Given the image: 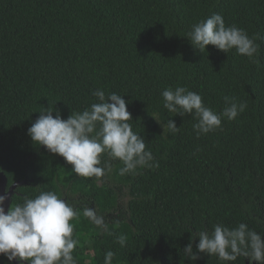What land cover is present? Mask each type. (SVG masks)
Listing matches in <instances>:
<instances>
[{"label":"trees","instance_id":"trees-1","mask_svg":"<svg viewBox=\"0 0 264 264\" xmlns=\"http://www.w3.org/2000/svg\"><path fill=\"white\" fill-rule=\"evenodd\" d=\"M214 13L255 39L252 58L193 46L192 25ZM177 86L201 94L216 112L226 96L247 109L197 137L194 115L163 106L162 91ZM97 89L124 95L129 123L158 168L122 176V162L105 153L101 162L111 171L81 177L32 141L28 129L40 111L51 106L67 119L96 103ZM170 119L175 134L164 133ZM0 171L8 186L27 180L13 207L42 191L75 205L77 264H104L109 250L112 264H250L243 256L220 261L195 245L197 232L217 224L245 223L264 236V0H0ZM85 207L107 227L86 218ZM190 242L197 257L184 253ZM0 264L13 263L4 254Z\"/></svg>","mask_w":264,"mask_h":264},{"label":"clouds","instance_id":"clouds-1","mask_svg":"<svg viewBox=\"0 0 264 264\" xmlns=\"http://www.w3.org/2000/svg\"><path fill=\"white\" fill-rule=\"evenodd\" d=\"M187 37L201 52L213 45L225 53L235 48L239 54L252 58L258 48L255 39L244 29L226 26L219 13L192 25ZM93 95L96 103L82 112H72L67 119L51 106L40 111V116L28 129L32 141L62 156L72 165V172L81 177L100 178L110 172L111 163L101 162L105 153L110 159L122 162L124 166L119 169L122 176L134 175L142 168H158L159 162L146 147L144 137L129 123L133 119L124 95L115 92L106 95L102 89L95 90ZM162 97L163 106L170 113L196 117L193 128L197 137L220 128L222 120H233L247 109V102H237L234 97L226 96L225 108L216 112L205 105L201 94L184 86L166 88ZM163 127L164 133L179 131L173 119ZM6 199V195H0V254L7 255L9 261L18 258L27 264H77L73 251L79 241L73 238L75 226L71 221L78 218L79 211L74 204L55 191H42L35 198L25 197L22 204L11 206L6 212ZM83 215L98 228L107 227L94 207H85ZM196 236L199 237L196 249L217 256L220 261L232 262L243 256L249 258L250 264H264V236L245 223L231 229L217 224L213 231H199ZM116 242L123 247L126 237L120 235ZM183 250L187 257H197L193 243ZM114 255L113 251H107L104 264H112Z\"/></svg>","mask_w":264,"mask_h":264},{"label":"water","instance_id":"water-1","mask_svg":"<svg viewBox=\"0 0 264 264\" xmlns=\"http://www.w3.org/2000/svg\"><path fill=\"white\" fill-rule=\"evenodd\" d=\"M27 183V180H17L15 181L9 189H7L8 186V179L4 172L0 171V195H6L7 199L4 202V207L5 211L7 212L8 209L10 208L11 205V200H12V195L14 193V190L19 186V185H24ZM3 254H0V258ZM246 264H249L247 261Z\"/></svg>","mask_w":264,"mask_h":264},{"label":"flooded vegetation","instance_id":"flooded-vegetation-1","mask_svg":"<svg viewBox=\"0 0 264 264\" xmlns=\"http://www.w3.org/2000/svg\"><path fill=\"white\" fill-rule=\"evenodd\" d=\"M10 188V186H7V189H9ZM15 192H16V189L14 190V193H13V195L15 194ZM13 195H12V199H13ZM12 206V200H11V205H10V207ZM4 255V254H3ZM2 255V256H3ZM1 256V257H2ZM13 264H27V261H21V260H19L18 258L16 259V260H13V261H11ZM88 263H90V259H88Z\"/></svg>","mask_w":264,"mask_h":264},{"label":"rangeland","instance_id":"rangeland-1","mask_svg":"<svg viewBox=\"0 0 264 264\" xmlns=\"http://www.w3.org/2000/svg\"><path fill=\"white\" fill-rule=\"evenodd\" d=\"M98 184V183H97ZM97 206H95V208H96Z\"/></svg>","mask_w":264,"mask_h":264}]
</instances>
